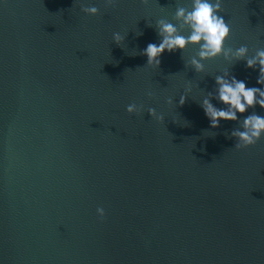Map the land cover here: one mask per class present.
Returning <instances> with one entry per match:
<instances>
[{
	"label": "water",
	"instance_id": "obj_1",
	"mask_svg": "<svg viewBox=\"0 0 264 264\" xmlns=\"http://www.w3.org/2000/svg\"><path fill=\"white\" fill-rule=\"evenodd\" d=\"M178 6L191 0H0V264H264V139L236 149L239 122L212 129L200 105L225 72L264 85L223 56L197 73L191 45L147 66ZM223 7L226 47L264 48V0Z\"/></svg>",
	"mask_w": 264,
	"mask_h": 264
},
{
	"label": "clouds",
	"instance_id": "obj_2",
	"mask_svg": "<svg viewBox=\"0 0 264 264\" xmlns=\"http://www.w3.org/2000/svg\"><path fill=\"white\" fill-rule=\"evenodd\" d=\"M104 2L106 7H114L117 0H104ZM141 2L144 5L149 4V0H141ZM81 10L90 16L100 14V9L96 6L82 4ZM223 12V0H191L190 7L178 6L176 8L172 17L175 23L163 18L157 20L155 28L161 38L160 43H149L140 53L147 57V66L159 68L160 58L165 51L171 53L179 50L184 53L191 45L198 48V51L187 61V65H190L197 73L206 71L205 62L223 56L230 62L246 61L249 69L258 68L257 83L264 85V48H257L255 54L250 56L247 45H241L236 49L226 47L227 41L231 38V27L221 15ZM149 27L152 26L149 25ZM185 32L187 35L184 34ZM125 38L119 32L113 34V41L119 46ZM214 78L217 85L215 94L209 92L200 102L210 120L211 128H219L221 120L238 121L239 127L230 134V137L237 141L235 148L245 150L255 146L261 139H264V116L253 112L243 120H239L238 113L245 114L257 105L264 108V89L248 87L244 81L237 79L230 72ZM186 90L191 92L190 84ZM147 95L151 98L154 93L149 91ZM187 99L188 96L182 95L179 105L183 106ZM213 99L225 105V108L216 107L212 103ZM168 103L172 104L173 100L169 98ZM126 111L129 114H139L143 111V106L133 103L127 106ZM148 113L153 119L161 122L164 120L163 115L158 114L155 108H149ZM97 212L101 217L105 215L103 208H98Z\"/></svg>",
	"mask_w": 264,
	"mask_h": 264
}]
</instances>
